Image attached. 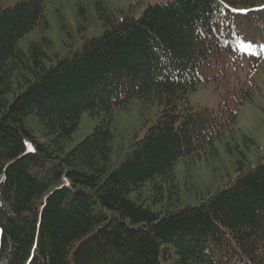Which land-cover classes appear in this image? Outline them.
Returning a JSON list of instances; mask_svg holds the SVG:
<instances>
[{
  "label": "trees",
  "instance_id": "16d2710c",
  "mask_svg": "<svg viewBox=\"0 0 264 264\" xmlns=\"http://www.w3.org/2000/svg\"><path fill=\"white\" fill-rule=\"evenodd\" d=\"M49 2L0 4V264H264V151L198 204L180 206L175 174L233 128L237 108L189 93L213 61L246 63L224 53L264 45V0H168L109 13L66 55L46 36L24 49ZM135 98L160 112L115 148V109ZM85 112L99 121L68 148Z\"/></svg>",
  "mask_w": 264,
  "mask_h": 264
},
{
  "label": "rangeland",
  "instance_id": "374dc122",
  "mask_svg": "<svg viewBox=\"0 0 264 264\" xmlns=\"http://www.w3.org/2000/svg\"><path fill=\"white\" fill-rule=\"evenodd\" d=\"M17 1L0 0V4L6 7ZM167 1L50 0L45 9L48 28H36L29 32L20 46L26 49L30 42L41 41L46 36L50 39L49 44L45 45L48 53L66 55L68 51L80 46L84 39L101 35L109 13H115L118 18L125 15L139 18L151 4ZM233 49L224 55L237 60L245 59L246 63L236 64L232 71V60L225 69H219L215 63L219 59L213 61L211 68L203 72L201 84L189 93V99L194 105L217 109L228 104L233 108L239 107V111L233 128L215 141L216 154L203 155L192 166L186 165L183 160L177 163L175 174L181 190L180 206L198 204L203 194L224 187L236 177L238 161L254 162L258 154L264 151V45L259 39H250L247 45L239 48L235 46ZM160 109L158 104L147 106L137 98L127 106L116 108L113 121L115 148L128 150L133 134L139 131L140 136H143L145 129L141 128L144 120L150 122L156 118ZM98 121V117L85 112L68 148L90 134ZM33 125L38 129L35 130L38 137L42 139V128L37 123ZM228 145H231V149ZM141 191L142 197H146L145 188Z\"/></svg>",
  "mask_w": 264,
  "mask_h": 264
},
{
  "label": "snow or ice",
  "instance_id": "6c2138e0",
  "mask_svg": "<svg viewBox=\"0 0 264 264\" xmlns=\"http://www.w3.org/2000/svg\"><path fill=\"white\" fill-rule=\"evenodd\" d=\"M224 2V0H221V3H223ZM33 151H34V149H33Z\"/></svg>",
  "mask_w": 264,
  "mask_h": 264
}]
</instances>
